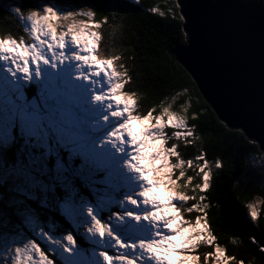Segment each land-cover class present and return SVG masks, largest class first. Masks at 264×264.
Masks as SVG:
<instances>
[{"label": "snow or ice", "instance_id": "obj_1", "mask_svg": "<svg viewBox=\"0 0 264 264\" xmlns=\"http://www.w3.org/2000/svg\"><path fill=\"white\" fill-rule=\"evenodd\" d=\"M181 10L182 4L176 0L170 5L169 14L178 21L181 38L187 43ZM6 11V18L24 25L33 37L31 44L0 39V61L10 63L11 69H15L13 75L20 73L28 82L33 69L39 78L41 64L74 66L67 82L49 86L46 94L34 101L14 98L0 102V187L11 189L0 206V219L12 229L6 235L22 237L13 239L15 247L9 245L8 264H24L25 259L28 264H59L47 244H57L56 237L65 232L68 217L86 214L92 221L89 233L101 239L110 234V228L95 216L93 207L85 205L90 201L100 205L120 195V177L113 153L127 154L123 166L140 182L139 189L124 200L136 209H146L126 215L137 222H147L153 231L150 239L136 243L125 244L115 238L119 249H138L141 254L133 257L102 251L99 255L103 264H200V256L192 253L201 243L213 249L205 255V261L214 259L215 264H229L234 258L225 254L210 230L205 211L208 205L203 203L206 196L188 195L181 190L194 179L186 176L185 165L198 169L197 176L202 177V183L192 189L193 193L197 189L205 193L210 187L212 169L224 168V162L214 154L210 163L206 151L197 148L194 164L193 159L182 158L178 144L168 145L170 139L194 144L201 139L196 132L199 125L190 127L189 116L173 110L167 99L159 104V111L149 106L146 114H134L136 93L122 91L132 76L114 67V61L121 57L100 59L97 51L100 37L89 30L87 23L73 21L66 30H58L60 26L55 23L75 16L92 18L94 11L60 14L54 5L29 4L26 0H18ZM160 15L163 17L165 13ZM176 67L188 78L176 95L191 100L195 93L199 103L204 94L196 82L198 77L194 78L183 65ZM101 77L107 81V90L100 82ZM86 92L90 93L91 101L109 110L103 117L105 122L110 118L115 120L111 130L99 140L93 137L87 117L90 101ZM204 104L205 112L211 111L215 116L213 105L208 101ZM184 113H188L187 105ZM199 114L197 109V115L191 119L197 121ZM215 119L225 133L244 135L242 131L233 133L218 116ZM168 128L173 131L166 132ZM224 143L225 137L220 136L217 147ZM189 201L194 203L188 204ZM193 212L203 215H196L194 221L185 219L184 213ZM247 212L251 221L258 220L255 203L247 205ZM255 226L260 227L258 223ZM252 243L264 253V241L253 237ZM60 244L64 252L72 253L77 241L73 234L67 233ZM70 258V264H85L79 255Z\"/></svg>", "mask_w": 264, "mask_h": 264}, {"label": "trees", "instance_id": "obj_2", "mask_svg": "<svg viewBox=\"0 0 264 264\" xmlns=\"http://www.w3.org/2000/svg\"><path fill=\"white\" fill-rule=\"evenodd\" d=\"M70 1L84 3L96 13L93 17L98 24L102 53L109 58L121 57L118 62L132 76L126 84V91L136 93L134 96L138 99L142 115L146 114L149 106L157 107L159 111V104L167 99L174 106L173 110L189 116L190 126L199 125L196 132L201 139H197L194 144L179 143L183 159H193L194 164L197 163V148H201L206 151V158L210 163L215 154L224 162V168L212 169L210 187L205 193H200L199 189L193 193L192 189L202 183V177L197 176L198 169L185 165L186 176H193L194 179L192 184L182 189L188 195L206 196L204 203L208 205L205 211L210 229L217 238L216 243L228 256L234 258L230 264H239L241 261L243 264H264V253L252 243L253 237L257 241H264V203L261 202L264 200V154L258 144L252 141L249 143L250 140L245 135L225 133L216 123V114L213 116L211 111L205 112L206 100L203 96L197 103L195 93L191 100L187 96L176 95L180 86L188 83L184 71L176 67L180 64L176 55L178 46L185 43L181 38L178 21L173 20L169 14L170 5L176 0ZM243 1L264 13V4L258 0ZM26 3L35 4L31 0H26ZM8 8L10 7L0 0V38L31 42L24 25L15 19L6 18ZM152 8L158 11L152 12ZM161 12L165 16L162 17ZM20 83L19 87L16 80H13L12 87L7 84L0 91V102L2 99L6 102L14 98L25 99L20 91H25L28 98L35 93L39 97L45 95L31 79L27 85L23 80ZM186 105L188 113H184ZM197 109L200 110L199 118L193 121L191 116L197 115ZM220 136L225 137V143L217 147ZM10 191V188L6 190L0 187V206L7 200V192ZM252 203H255L259 213L256 222L251 221L247 212V205ZM112 211L115 213V206ZM75 222L73 217H68L66 231L72 232L79 244L86 247ZM257 223L259 228L255 226ZM205 249L207 252L213 250L212 247ZM55 255L59 264H68L62 259L61 251Z\"/></svg>", "mask_w": 264, "mask_h": 264}, {"label": "water", "instance_id": "obj_3", "mask_svg": "<svg viewBox=\"0 0 264 264\" xmlns=\"http://www.w3.org/2000/svg\"><path fill=\"white\" fill-rule=\"evenodd\" d=\"M180 3L188 41L179 63L198 77L216 116L264 153V14L240 0Z\"/></svg>", "mask_w": 264, "mask_h": 264}, {"label": "rangeland", "instance_id": "obj_4", "mask_svg": "<svg viewBox=\"0 0 264 264\" xmlns=\"http://www.w3.org/2000/svg\"><path fill=\"white\" fill-rule=\"evenodd\" d=\"M5 2V5H8V7L12 6L15 2H18V0H2ZM35 4H51L54 5L58 12L60 14H66L69 12H80V11H91V9L84 3H76L70 0H31ZM264 4V0L262 1ZM75 21L76 23L84 22L89 25V30L94 31L99 35L98 29L96 27L97 22L95 21L94 17L88 18L84 16H75L69 21H65L63 19H58L55 21L57 25L60 26L58 30H66L68 24ZM31 42L23 41L24 43L31 44L33 42V37L30 35ZM2 39V38H0ZM10 39V38H8ZM4 39V40H8ZM20 41V40H19ZM100 39L98 41L97 51L99 54L100 59H111L109 57H106L102 53V48L100 47ZM0 65L3 68H6L7 66H10L9 62L0 61ZM114 67L118 71H125V69L121 66V63L118 61H114ZM2 68V69H3ZM40 74L45 75L46 78H53L55 75H57L62 80V84L67 82L68 77L71 75L72 71H74V66L69 65H59L58 67H50L41 64L40 66ZM35 73V74H34ZM21 77L24 78L23 75L19 73ZM37 78L36 70L33 69V73ZM8 78L7 76L0 74V82L6 80ZM100 82L104 84L105 90H107V81L104 80L102 77L99 78ZM42 85L48 88L50 85L47 84L46 81L42 82ZM47 90V89H46ZM122 91L127 92L124 88ZM85 96L89 98L90 101V109L87 112V117L89 121L91 122V131L93 134V137L97 140L101 139L108 131L111 130L113 124L115 123V120L109 119L107 122L103 120V117L108 113V109L103 104H97L90 100V93H85ZM133 99L135 97L133 96ZM134 114L142 115L139 106L136 105L133 108ZM182 114V113H180ZM190 123V120L188 119V124ZM190 126V125H189ZM191 127V126H190ZM173 130L171 128L166 129V132L171 133ZM183 140H175L170 139L168 141V145H172L173 143H176L179 145V143H183ZM107 148L108 146L105 145ZM179 150V147H178ZM110 151V149H109ZM180 151V150H179ZM113 163L117 169L118 175L120 177L118 183L120 187L123 188L119 199H111L108 201H105L103 204L97 205L94 202H89V204L85 205L91 206L94 209L95 216L100 219L102 222H104L108 227L110 228V234L106 235L103 239L100 237L94 235L93 233L88 232V228L92 225L91 218L87 217L86 214H83L80 217L74 218L77 224V229H79V233H81V236L84 238L82 240V243L86 245V247L79 244L78 239L76 236L75 239L77 241V245L75 247L74 252H64L63 247L60 244V241H63V236L67 233H71L70 231H66L62 233L61 235H58L56 237L57 244L53 246L52 244H47L48 249H50L55 254L58 253V251H61L62 253V259L68 264H70V261L72 258L71 256L79 255L85 264H103L102 258L100 257L99 253L102 251H107L112 255H116L117 253L120 254H127L129 256H137L140 253V251L137 249L136 251H133L132 249H119L118 245L116 244V239L119 238L121 241H123L125 244L129 243H136L140 240H147L150 239L152 236V227L147 222H137L133 219L132 216L126 215V213L131 212L133 215L137 214L138 212H143L146 209H136L135 207L129 205L125 200L124 197L132 195L134 192H136L139 189L140 182L136 179L135 174L131 173L126 167L123 166V162L127 159V154L124 155H118L113 153ZM183 158V157H182ZM175 162V158H172ZM178 174V172H177ZM184 191L183 189H181ZM195 202H199L198 200ZM194 203V201H189L188 204ZM204 203V201H203ZM115 204L119 205L120 211H118V214L114 213L112 211V208L115 206ZM187 205H185L186 207ZM119 213H122L124 215H120ZM185 219H191L194 221L196 215H203V213H184ZM208 221V220H207ZM123 228H127L131 234H128L126 236L123 235ZM54 230V229H53ZM12 231L11 227L6 225V223L0 219V260L3 261V264H8L7 261V249L9 245L12 247H15L16 245L13 243V239H19L22 237H13L10 235H6V233ZM74 235V234H73ZM47 243V242H46ZM90 247V248H89ZM207 246L202 245L199 246L197 249V253L194 251L192 254L199 255L200 256V264H215L214 259H210L208 261H205L204 257L207 254V249H205ZM202 250H205L204 252H201ZM91 258V259H90ZM203 260V261H202ZM24 264H28L27 260H24ZM139 264V262H138ZM148 264H151V262H148ZM230 264V260H229Z\"/></svg>", "mask_w": 264, "mask_h": 264}, {"label": "clouds", "instance_id": "obj_5", "mask_svg": "<svg viewBox=\"0 0 264 264\" xmlns=\"http://www.w3.org/2000/svg\"><path fill=\"white\" fill-rule=\"evenodd\" d=\"M241 1V0H240ZM243 2H245V1H243ZM183 45V44H182Z\"/></svg>", "mask_w": 264, "mask_h": 264}, {"label": "bare ground", "instance_id": "obj_6", "mask_svg": "<svg viewBox=\"0 0 264 264\" xmlns=\"http://www.w3.org/2000/svg\"><path fill=\"white\" fill-rule=\"evenodd\" d=\"M109 1V0H108Z\"/></svg>", "mask_w": 264, "mask_h": 264}]
</instances>
